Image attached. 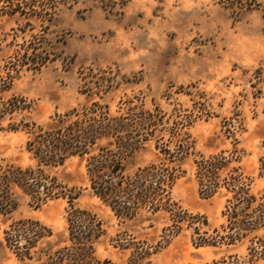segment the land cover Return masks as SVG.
I'll return each mask as SVG.
<instances>
[{
    "label": "rangeland",
    "instance_id": "obj_1",
    "mask_svg": "<svg viewBox=\"0 0 264 264\" xmlns=\"http://www.w3.org/2000/svg\"><path fill=\"white\" fill-rule=\"evenodd\" d=\"M11 77L7 98L29 107L1 123L0 163L34 166L25 130L8 122L46 127L57 116L98 103L117 116L127 111L162 115V141L172 150L170 126L186 132L189 152L170 199L197 219L175 225L170 214L142 211L116 216L89 187L87 154L73 155L50 170L79 194L74 207L95 214L102 232L93 244L99 259L127 264H264V226L229 242L197 245L203 235L228 233L224 187L199 191L194 160L237 149L229 166L264 193V0H0V79ZM178 139V138H177ZM154 139L122 161L133 172L162 154ZM105 141H99L104 144ZM67 197L36 205L17 191V204L0 214V264H20L4 230L22 218L38 220L51 235L37 244H68ZM205 217L207 224L201 221Z\"/></svg>",
    "mask_w": 264,
    "mask_h": 264
},
{
    "label": "trees",
    "instance_id": "obj_2",
    "mask_svg": "<svg viewBox=\"0 0 264 264\" xmlns=\"http://www.w3.org/2000/svg\"><path fill=\"white\" fill-rule=\"evenodd\" d=\"M12 79H0V129L1 123L12 118L14 113L27 109L23 97H3ZM160 112V111H159ZM154 111H127L114 116L105 106L92 103L81 109L58 114L46 127L32 121L8 122L6 128L25 130L29 134L26 148L35 160L34 166L0 163V214L9 213L17 204V191L28 196L36 205L49 199L67 197L68 244L53 250L48 246L35 253L37 244L51 235V230L36 219L22 218L12 222L4 230L6 245L13 249L20 264H119L108 258L99 259L93 253V244L102 232L101 223L95 214L74 207L72 200L79 194L75 187L68 188L50 174V170L73 155L87 156L86 170L91 191L106 203L118 217L130 219L148 211L153 214L164 210L170 214L175 225L196 216L180 209L170 199L169 190L181 175L179 161L186 155L191 143L186 132L178 126H170L168 133L174 139L171 150L163 143L162 115ZM178 138V139H177ZM154 139V147L162 154L150 163L125 173L122 161L143 141ZM104 140V144L99 141ZM237 149L229 154L220 151L208 156L199 155L194 160V175L199 191L204 196L213 195L220 187L230 193L226 199L228 233L203 235L194 226L197 245H215L229 238V242L264 226V193L258 197L250 192L249 180L229 166L237 160ZM202 224H207L203 217ZM127 264H141L137 257Z\"/></svg>",
    "mask_w": 264,
    "mask_h": 264
}]
</instances>
